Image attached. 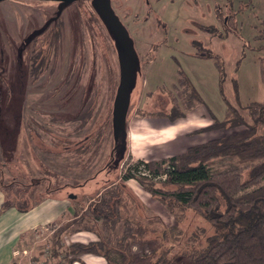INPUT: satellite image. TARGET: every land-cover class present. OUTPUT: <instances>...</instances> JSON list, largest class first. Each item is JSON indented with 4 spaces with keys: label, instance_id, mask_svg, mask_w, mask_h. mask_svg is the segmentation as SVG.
I'll return each instance as SVG.
<instances>
[{
    "label": "rangeland",
    "instance_id": "obj_1",
    "mask_svg": "<svg viewBox=\"0 0 264 264\" xmlns=\"http://www.w3.org/2000/svg\"><path fill=\"white\" fill-rule=\"evenodd\" d=\"M110 4L137 54L126 130L132 135L133 129H139V134L128 136L124 156L114 150L113 128L121 52L92 0L0 3L3 207L28 210L57 193H64L73 205L63 218L24 233L11 264H59L71 243L98 240L94 233H73L77 226L72 223L77 214L93 218L90 205L112 191L120 194L125 206L112 235L121 237L128 222L144 229L133 247L135 254H150V244L158 242L171 249V256L198 242L205 245L215 233L194 210L175 205L171 214L158 200L138 192L135 179L130 187H123L122 175L139 161H159L186 152L185 146L172 148L173 140L164 142L171 140L168 131L160 136L153 128L186 125L179 136L184 134L192 146L245 129L204 132L212 114L225 121L233 108L252 123L244 108L264 103V0H110ZM207 52L215 59L202 57ZM181 73L201 97L190 111V95L179 84ZM173 107L186 117L171 122L168 115ZM179 130L175 128L174 138ZM253 164L237 158L209 162L213 174L245 169V181ZM55 171H68V175L61 177ZM1 207L0 252L4 255L21 225L13 213H1ZM94 223L102 235L112 236L102 219ZM111 255L120 261L117 253ZM82 259L87 264H105L90 255Z\"/></svg>",
    "mask_w": 264,
    "mask_h": 264
},
{
    "label": "trees",
    "instance_id": "obj_2",
    "mask_svg": "<svg viewBox=\"0 0 264 264\" xmlns=\"http://www.w3.org/2000/svg\"><path fill=\"white\" fill-rule=\"evenodd\" d=\"M202 57L215 59L209 52ZM216 63L223 73L224 82L222 66L218 60ZM261 73L264 80V60ZM180 75L179 84L188 91L186 95H190V101L193 99L192 103L188 101L190 111L198 106L201 97L189 78L183 73ZM244 109L252 123L230 108L225 121H219L212 114V123L203 131L245 129L191 146L185 153L168 159L139 161L129 166L122 175L123 187L127 181L135 179L145 192L171 214L176 205L192 209L204 218L215 231L205 240V245L198 246V242L192 248L168 256L171 249L162 248L161 244L154 242L150 244V254L133 253V247L137 245L144 229L131 226V222H128L121 237L112 235L125 209L120 194L112 191L97 204L90 205L93 218L84 219L77 214L76 221L72 223L77 226L73 233H94L98 240L71 243L70 251L65 252L59 264H74L78 261L85 264L82 257L86 255L103 258L106 264H264V186L260 187L264 182V131L260 133L264 129V103L253 102ZM186 115L173 107L168 116L171 122H175ZM127 138L126 128L119 131L116 137L114 135V150L122 156L127 151ZM218 158H237L255 164L249 167V178L245 181V169L213 174L209 162ZM142 166L151 177L140 174ZM163 174L167 175L164 181L158 183L154 180ZM169 186H174V189H169ZM253 188L256 189L251 190ZM247 190L251 191L245 193ZM99 219L103 220L104 227L112 236H104L97 230L94 221ZM113 252L118 254L119 262L112 259Z\"/></svg>",
    "mask_w": 264,
    "mask_h": 264
},
{
    "label": "crops",
    "instance_id": "obj_3",
    "mask_svg": "<svg viewBox=\"0 0 264 264\" xmlns=\"http://www.w3.org/2000/svg\"><path fill=\"white\" fill-rule=\"evenodd\" d=\"M179 125H180V123H174L171 126H169L168 128L164 126L162 128H153V130L160 131L161 132L160 136L161 135L165 136V133L168 131L169 134H170L169 135V139H171V140H167V141H164V142L166 143V142L172 141V140L175 141L174 147H172V148H174L176 150H179L180 148L185 146L188 149L191 146H189L186 143V139L184 137V134H183V136H179L180 132L184 131L186 125H183V126L182 125L179 126ZM190 125H188V128H189ZM192 125H194V123H192ZM209 125H210V123L207 121L204 126H209ZM176 127L180 128V130L178 132L179 133L178 136H176V138H174V135L176 134V131H175ZM126 129H127V124H126ZM138 130L139 129H136V130L133 129L132 135H130L131 133L130 132L128 133V131H127V133H128L127 135L129 137H131V136H133L135 134L138 135L139 134ZM195 145H197V144H195ZM192 146H194V145H192ZM61 167H63V166H61ZM68 169H69V167H68ZM68 171H67V173H68ZM55 172L58 175H60L61 177L65 176V175H68L66 172H63V171H60V172L55 171ZM132 180L133 179L127 181L125 183V185L130 187V182ZM135 186H136L137 189L141 190V191H138V192L147 193V192H145L143 190V188L139 184H137ZM135 192H136V194H138L137 191H135ZM3 205H4V199L0 198V206H2L1 207V213H3V214L13 213V215L17 218V219H14V220L17 221L18 224L21 225V228H20V231H18L12 237L13 246L8 248L7 252L4 255H3V252H0V264H11L12 259L14 258V255H15V251H14L15 250V246L18 245L19 241L22 238L21 236L24 233L30 232L32 230H36V229H38L40 227H43V226H46L49 223L53 222L54 220L59 219L60 217L63 218L64 216H66L65 214L70 212V210L73 208V205L69 202V200H67V197L64 195V193L62 195H61V193L60 194L57 193V194H55L53 196H49L42 203H39L38 205H35V206H33L32 208H30L28 210H21V209L15 208V207L4 208ZM20 214L25 215V216L30 214L33 217H32V219H28V220L19 219V217L22 216ZM67 217H68V215H67ZM76 234H79V233H76ZM90 257H92L94 260L103 259V258L95 257V256H90ZM83 261H84V259H83ZM84 262H85V264H87L86 261H84ZM74 264H82V263L78 261V262H75ZM105 264H106V261H105Z\"/></svg>",
    "mask_w": 264,
    "mask_h": 264
},
{
    "label": "water",
    "instance_id": "obj_4",
    "mask_svg": "<svg viewBox=\"0 0 264 264\" xmlns=\"http://www.w3.org/2000/svg\"><path fill=\"white\" fill-rule=\"evenodd\" d=\"M5 0H0L3 2ZM72 3L79 0H44ZM96 9L105 19L112 33L114 34L121 52V74L114 107H113V128L114 135L126 128L127 115L130 104V91L134 79V70L137 64V54L133 40L130 38L126 28L121 24L114 11L110 0H97Z\"/></svg>",
    "mask_w": 264,
    "mask_h": 264
},
{
    "label": "built area",
    "instance_id": "obj_5",
    "mask_svg": "<svg viewBox=\"0 0 264 264\" xmlns=\"http://www.w3.org/2000/svg\"><path fill=\"white\" fill-rule=\"evenodd\" d=\"M143 168H144L143 166L140 168V171H141L140 174L141 175L148 176V177H151V175L149 174V172L148 171H145ZM166 178H167V175L166 174H163V175H160L158 177H155L154 180L155 181H159V180L160 181H164Z\"/></svg>",
    "mask_w": 264,
    "mask_h": 264
},
{
    "label": "flooded vegetation",
    "instance_id": "obj_6",
    "mask_svg": "<svg viewBox=\"0 0 264 264\" xmlns=\"http://www.w3.org/2000/svg\"><path fill=\"white\" fill-rule=\"evenodd\" d=\"M5 1H7V0H5ZM4 2V1H3ZM0 3H2V2H0ZM92 3L94 4V7L96 8V4H97V0H92ZM97 11V10H96ZM98 12V11H97ZM99 13V12H98ZM102 17V16H101ZM105 20V19H104Z\"/></svg>",
    "mask_w": 264,
    "mask_h": 264
}]
</instances>
